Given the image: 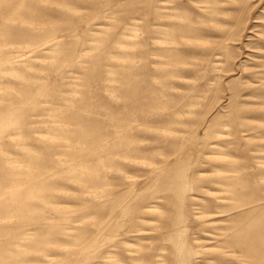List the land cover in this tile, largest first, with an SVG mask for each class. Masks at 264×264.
Listing matches in <instances>:
<instances>
[{
  "label": "rangeland",
  "instance_id": "obj_1",
  "mask_svg": "<svg viewBox=\"0 0 264 264\" xmlns=\"http://www.w3.org/2000/svg\"><path fill=\"white\" fill-rule=\"evenodd\" d=\"M203 4L0 0V264H264V0Z\"/></svg>",
  "mask_w": 264,
  "mask_h": 264
},
{
  "label": "bare ground",
  "instance_id": "obj_2",
  "mask_svg": "<svg viewBox=\"0 0 264 264\" xmlns=\"http://www.w3.org/2000/svg\"><path fill=\"white\" fill-rule=\"evenodd\" d=\"M190 1L197 3L199 0H190ZM200 1L206 3L203 5H198L200 10H202V11L204 10L209 15H213V14L218 13L220 11H224L220 4L224 3L226 0H200ZM168 25L172 26V23L168 24ZM178 26L176 24V26L174 25L172 28L169 27V28L162 29V32L165 33L164 38L157 39L156 45L154 47H152V50L154 52H157L161 57V59L156 61L159 66L168 65L172 61L170 59V57L176 53L174 40H175L176 36L178 35V33H176L177 32L176 29ZM28 30L29 31H25L24 33L19 34L20 37L29 38L28 40H26V43H35V42L41 40L40 35L37 36V34H34L32 29H28ZM179 35H181V34H179ZM48 40L49 39H47V41ZM152 50H150V51H152ZM262 72L264 73V70H262ZM262 83H264V82H262ZM262 112H264V111L262 110ZM14 173H15L16 177L13 178V180L16 181L15 182L16 184L17 183L20 184L19 182L28 181L30 179V178H26V176H25L26 174H24L25 173L24 171H23L24 176H21L20 172H18V171H14ZM79 174L81 175V172ZM74 178H76V180H78V181L83 180L80 176H75ZM92 179H94V178H92ZM49 185H51V182L48 183V182H45L42 180L34 181V182L31 181L27 186H24L18 190L16 189L15 191H12L10 194L12 197H14L17 194H22V198L17 199V201H15V199H12V201H10V206H13V204H15V202H18L17 206L19 208H21L20 211H22V207L24 205L26 207H27V204L30 205V203H28L29 202L28 199H29V197H33V196L39 197V200L42 203V204L40 203V205L41 206L43 205V207L47 204L54 203L51 200L52 199L51 194L53 192H52V189L50 188ZM8 210H6V212H5L6 214L4 216H0V222L3 220V218L6 215L11 214V211H8ZM53 238H55V237H53ZM43 240L46 242L47 241L49 242L51 240V237L49 235H46V237Z\"/></svg>",
  "mask_w": 264,
  "mask_h": 264
}]
</instances>
